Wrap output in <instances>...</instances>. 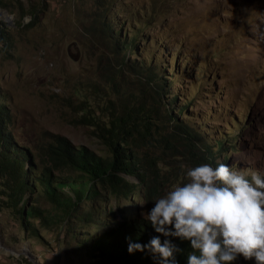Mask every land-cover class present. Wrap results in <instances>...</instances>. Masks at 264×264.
<instances>
[{
  "label": "rangeland",
  "instance_id": "obj_1",
  "mask_svg": "<svg viewBox=\"0 0 264 264\" xmlns=\"http://www.w3.org/2000/svg\"><path fill=\"white\" fill-rule=\"evenodd\" d=\"M107 3L0 4V29L8 36L5 42L0 36V96L7 98L14 141L31 153L26 167L50 165L56 135L106 156L101 128L120 112L122 131L140 150L147 182L125 177L126 190L107 202L96 201L94 208L107 207L111 217L100 216L110 219L106 227L126 217L145 218L155 199L187 181L189 168L211 164L170 135L166 118L171 110L202 131L214 149L222 142L229 145L225 154H216L220 161L226 158L233 168L264 175V0ZM22 8L36 18L22 14ZM140 34L137 46L126 49ZM185 96L190 104L174 103ZM155 100L163 121L153 120L147 109ZM140 107L146 111L135 113ZM182 107L187 108L181 112ZM34 196L49 220L26 215L34 226L30 232L0 195V264L86 263L80 243H91V237L104 232L97 225L65 220L43 194ZM234 264L255 261L241 256Z\"/></svg>",
  "mask_w": 264,
  "mask_h": 264
},
{
  "label": "trees",
  "instance_id": "obj_2",
  "mask_svg": "<svg viewBox=\"0 0 264 264\" xmlns=\"http://www.w3.org/2000/svg\"><path fill=\"white\" fill-rule=\"evenodd\" d=\"M98 1L100 5L107 7V0ZM4 2L5 0H0V4ZM21 13L36 18L34 11L27 13L22 8ZM138 22L141 23L140 20ZM4 34H7V30L0 29V36L5 42V38L8 36ZM139 36L141 34L134 35L131 42L126 43V49L136 47ZM176 56L178 57V54ZM150 82L153 84V81L150 80ZM156 90L159 98L158 83H156ZM6 100L7 98L0 96V195L4 196L5 199L2 200L7 207L21 217L23 224H29L30 232L34 230V226L30 225L31 221L28 218L49 220L44 209L35 205L38 200L34 194L39 193L48 198L60 210V215L64 216L65 220L75 219V222H83L85 227L97 225L99 230L104 232L91 237V243H88L89 241L80 243L88 258L84 264H161L160 257L148 250L132 254L127 251L129 240L143 245L156 236L160 237L162 243L165 239H169L176 246L177 251L174 252L176 264H187V257L193 252L190 241L181 240L178 237H164L155 232L151 223L145 218L126 217L117 226L106 227L110 219H101L100 216L105 212L106 216L111 217L107 207L104 211H97L94 208L96 201L103 203L107 202L110 196H120V193L128 187L125 177H135L141 183L147 182L140 159V150L134 148V143L122 131L120 120L123 122L124 115H120V112L116 113L110 119L109 124L101 128L102 137L108 150L106 156L98 155L86 146L74 145L67 138L56 135L49 148L50 165L44 164L41 168L37 166L35 169L33 164L34 167L27 168L26 163L31 153L19 147L14 141L10 129L12 119L5 105L7 104ZM174 100V103L176 101L188 104L192 102V99L187 96L184 100L179 97ZM186 108L182 107L181 112ZM147 109L153 120L163 121L159 115L161 108L158 100H155ZM145 111L146 109L142 107L134 110L135 113ZM167 112L170 114L166 119L172 124L170 135L172 137L179 136L189 151H196L197 154L202 153V158L214 167L220 163L228 162L226 158L220 161L221 156L216 155L218 151L225 154L228 144L222 142L218 144V149H214L213 144L208 142L202 131L193 127L194 124L182 122L174 116L175 114L171 113V110H167ZM229 141L232 148H237L233 140ZM167 149L175 150L173 146H169ZM55 172L58 175H55ZM134 187L137 186L134 185ZM149 189L151 190L150 186ZM89 205L91 209H86V206Z\"/></svg>",
  "mask_w": 264,
  "mask_h": 264
},
{
  "label": "clouds",
  "instance_id": "obj_3",
  "mask_svg": "<svg viewBox=\"0 0 264 264\" xmlns=\"http://www.w3.org/2000/svg\"><path fill=\"white\" fill-rule=\"evenodd\" d=\"M186 177L146 213L155 232L190 241L187 264H233L241 256L264 264V175L220 163L189 168ZM145 250L161 264H176L177 249L169 239L128 241L129 254Z\"/></svg>",
  "mask_w": 264,
  "mask_h": 264
}]
</instances>
